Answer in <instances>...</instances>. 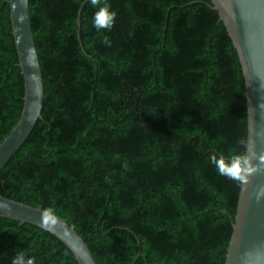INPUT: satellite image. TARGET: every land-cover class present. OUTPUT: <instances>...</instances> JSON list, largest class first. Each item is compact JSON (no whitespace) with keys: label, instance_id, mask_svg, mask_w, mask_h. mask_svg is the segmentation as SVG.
Listing matches in <instances>:
<instances>
[{"label":"trees","instance_id":"1","mask_svg":"<svg viewBox=\"0 0 264 264\" xmlns=\"http://www.w3.org/2000/svg\"><path fill=\"white\" fill-rule=\"evenodd\" d=\"M84 2L29 0L44 102L0 171V195L52 209L96 264H224L241 184L210 157L247 141L224 24L210 0H106L114 25L97 31ZM18 63L0 0V143L22 109ZM19 252L78 264L49 232L0 217V264Z\"/></svg>","mask_w":264,"mask_h":264},{"label":"water","instance_id":"2","mask_svg":"<svg viewBox=\"0 0 264 264\" xmlns=\"http://www.w3.org/2000/svg\"><path fill=\"white\" fill-rule=\"evenodd\" d=\"M210 1L226 28L241 65L249 151H254L258 158L264 157V0ZM8 3L24 96L17 123L0 143V171L31 134L41 118L44 102V84L31 27L29 0H8ZM21 16L24 17L22 22ZM261 193H264V165H259V170L249 177L247 184H241L224 264H264V195ZM0 205L5 206L0 207V217L39 227L60 240L78 264H96L82 238L59 218L57 224L46 228L42 225L44 210L1 195Z\"/></svg>","mask_w":264,"mask_h":264},{"label":"clouds","instance_id":"3","mask_svg":"<svg viewBox=\"0 0 264 264\" xmlns=\"http://www.w3.org/2000/svg\"><path fill=\"white\" fill-rule=\"evenodd\" d=\"M92 6L96 9L93 14L92 24L97 30L110 31L114 25L116 13L110 10L106 0H90ZM22 22L24 17L21 16ZM104 44L111 46L107 37ZM29 52L32 50L29 49ZM239 150H234L231 154L212 155L210 163L214 166L219 175L226 177L238 184H247L249 177L259 170V165H264V157H257L254 151H249L248 142L245 139L238 141ZM258 161V163H257ZM264 195V193H261ZM0 207H5L0 205ZM58 223V218L52 209L42 213V225L51 227ZM11 264H36L35 257H30L24 252H19L11 259Z\"/></svg>","mask_w":264,"mask_h":264}]
</instances>
